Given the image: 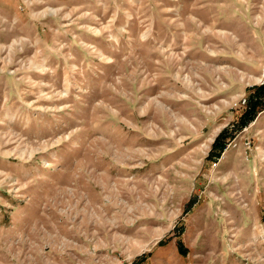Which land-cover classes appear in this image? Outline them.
<instances>
[{
	"label": "rangeland",
	"instance_id": "obj_1",
	"mask_svg": "<svg viewBox=\"0 0 264 264\" xmlns=\"http://www.w3.org/2000/svg\"><path fill=\"white\" fill-rule=\"evenodd\" d=\"M262 85L264 0H0V264H264Z\"/></svg>",
	"mask_w": 264,
	"mask_h": 264
},
{
	"label": "trees",
	"instance_id": "obj_2",
	"mask_svg": "<svg viewBox=\"0 0 264 264\" xmlns=\"http://www.w3.org/2000/svg\"><path fill=\"white\" fill-rule=\"evenodd\" d=\"M251 105L249 107V110L245 113L243 116L242 122H241V128L244 126L245 123H247V119H254L256 114L259 112V107H263L264 109V85L261 87H258L254 93L253 96H251ZM261 111V110H260ZM229 136L228 131L224 130L220 133V135L217 137L214 145H213V153L212 156L220 157L223 153L224 149L226 148V140ZM178 250L182 255L187 254V249L185 245L182 242H178L177 244Z\"/></svg>",
	"mask_w": 264,
	"mask_h": 264
},
{
	"label": "built area",
	"instance_id": "obj_3",
	"mask_svg": "<svg viewBox=\"0 0 264 264\" xmlns=\"http://www.w3.org/2000/svg\"><path fill=\"white\" fill-rule=\"evenodd\" d=\"M243 104H247V100L246 99L243 100ZM248 144L250 145L251 143L249 142Z\"/></svg>",
	"mask_w": 264,
	"mask_h": 264
}]
</instances>
